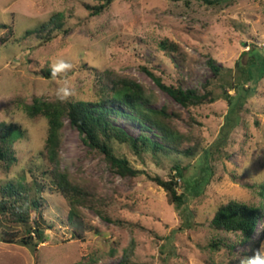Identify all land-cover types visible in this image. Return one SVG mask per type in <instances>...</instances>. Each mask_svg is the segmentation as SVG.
Instances as JSON below:
<instances>
[{
    "label": "rangeland",
    "instance_id": "1",
    "mask_svg": "<svg viewBox=\"0 0 264 264\" xmlns=\"http://www.w3.org/2000/svg\"><path fill=\"white\" fill-rule=\"evenodd\" d=\"M95 4L0 0V122L21 131L12 144L16 162L10 167L0 162V186L21 183L30 187V196H36L38 189L42 205L41 215L32 212L42 233L36 247L7 242L21 240L27 226L0 222V264H254L249 244L212 230L209 222L217 207L228 201L257 204V186L264 184V76L253 95L235 110L234 128L222 131L230 109L223 95H236L234 87L245 78L236 62L241 58L246 65L249 55H241L249 49L264 55V0H229L219 6L201 1L115 0L102 14L92 16L86 6ZM57 14L62 26L50 38L24 37L25 31ZM164 39L179 46L184 61L160 49ZM210 58L221 67L218 76L208 64ZM47 69L54 73L44 74ZM145 69L165 84L183 89L203 93L207 84L216 100L184 108ZM108 71L143 84L155 97L153 107L165 106L174 114L175 127L190 138L182 148L194 144L199 148L195 156L187 157L149 147L135 151L113 140V154L137 170L135 176L123 177L64 118L60 168L85 187L107 218L80 207L79 218L69 220L67 201L49 174L47 120L41 115L29 117L23 105L34 98L94 102ZM250 86L244 82L245 88ZM113 123L132 138L142 131L124 118ZM146 134L158 141L150 131ZM175 164L186 166L176 186L184 195L180 208L170 205L163 188L153 181L170 180ZM198 181L197 193L192 185ZM258 237L256 232L253 238ZM216 238L234 243L232 255L226 248L209 249ZM258 253L264 264V237Z\"/></svg>",
    "mask_w": 264,
    "mask_h": 264
},
{
    "label": "trees",
    "instance_id": "2",
    "mask_svg": "<svg viewBox=\"0 0 264 264\" xmlns=\"http://www.w3.org/2000/svg\"><path fill=\"white\" fill-rule=\"evenodd\" d=\"M93 1L96 4L94 6L87 5L86 8L90 10L92 16H98L107 10L115 0ZM183 1L186 4L192 1H201L208 6H219L229 0ZM61 26V15L57 14L39 28L25 31L24 37L35 35L40 39L47 40L52 32ZM3 27L8 28L5 25ZM7 35L9 38L12 37L13 31L9 29ZM159 47L166 52L183 57L179 46L167 39L162 40ZM246 54L249 55L246 65L242 64L241 58L236 62L237 68L245 76L234 87L236 95L232 96L226 92L223 95L230 109L222 131H230L234 128L237 122L235 110L241 108L243 102L253 95L255 85L264 76V55L256 48L242 53L241 57ZM181 61H184V58ZM208 64L214 75L218 76L221 67L216 66L211 58L208 59ZM145 72L166 94L184 108L213 103L216 100L213 91L208 89L207 84L202 86L204 92L201 93L198 89H183L178 85H167L151 71L145 69ZM43 73L53 74L54 71L47 69ZM101 82L103 83L100 88L101 95L94 102L84 100L45 101L34 98L32 103L23 105V109L29 117L41 115L47 120L48 134L45 151L48 155V161L52 164L49 174L58 192L67 201L69 220L79 218L80 207L93 209L100 217L107 218L98 209L96 199L91 198L85 187L73 181L67 171L60 168L58 148L64 118H68L72 126L78 130L83 142L102 152L110 163L112 170L123 177L127 175L135 176L137 170L130 167L127 160L118 158L113 154L110 146V142L113 140L126 143L135 151L149 147L153 152L158 150L165 153L175 152L187 157L195 156L199 148L198 144H194L192 147L188 146L185 149L182 148L183 143L189 141L190 138L175 127L173 124L174 114H169L165 106L159 109L153 107L154 95L147 93L143 84L136 79L108 71L101 77ZM244 82L251 83V86L245 88ZM116 118H124L135 122L142 129L141 133L136 138L130 137L122 128L113 123ZM147 131H150L158 141L150 138L146 134ZM20 136L21 131L19 129L14 128L11 124L7 125L0 122V162L4 163L5 167H10L16 162L12 144ZM185 168L186 166L173 165L175 175H172L168 181H163L158 177L153 178V181L165 191L167 202L176 208H180L184 203V195L177 193L176 186L177 180L183 178ZM200 185V181L195 182L192 185V190L198 193ZM257 188L259 195L257 204H246L232 200L221 204L214 211L209 226L214 231L233 234L237 242L242 245L249 244L254 250V264H262L258 246L260 240L264 237V184L258 185ZM35 193L38 195L39 190L36 189ZM37 195L30 196V187L13 181H8L0 186V222L27 226L26 235L21 240H7V242L30 247H36L37 243L41 242L42 233L37 227V219L32 218V212L41 215V198ZM31 222L34 226L29 225ZM257 225L260 227L258 230L256 229ZM256 232L259 234L257 240L253 238ZM208 247L212 251L226 248L228 255H232L234 243L216 238ZM125 259L127 260V254Z\"/></svg>",
    "mask_w": 264,
    "mask_h": 264
}]
</instances>
